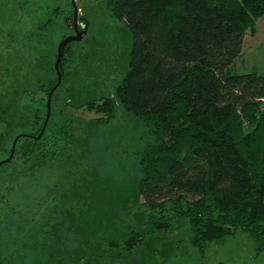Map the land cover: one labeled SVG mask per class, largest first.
Segmentation results:
<instances>
[{
	"label": "trees",
	"instance_id": "obj_1",
	"mask_svg": "<svg viewBox=\"0 0 264 264\" xmlns=\"http://www.w3.org/2000/svg\"><path fill=\"white\" fill-rule=\"evenodd\" d=\"M23 6L12 14V2L0 0V180L11 168L14 181L32 176L67 153L77 119L65 109L104 115L96 124H107L122 112L140 123L143 143L134 150L138 193L142 207L160 215L154 228L170 229L165 214L187 220L191 243L201 254L207 245L222 243L240 230L253 240L256 254H262L264 75L236 74L233 68L246 34L255 35L264 17V0H106L110 17L132 35L129 70L109 96L78 103L75 90L90 57L76 49L80 43L69 42L59 64L62 83L52 100L62 110L52 108L39 140L47 98L59 80L53 62L57 48H47L50 30L58 24L54 16L36 23ZM59 13L57 8L54 15ZM19 24H32L34 31L13 34ZM72 24L73 12L68 27L74 33ZM78 25L85 38L89 24L83 15ZM15 36L21 42L17 61L9 58ZM38 48H47V61L31 64L25 56ZM72 213V205L55 190L34 210H11V219L0 217V232L17 235L13 245H22L35 233L47 237L72 230ZM144 236L132 231L123 245H108L132 250ZM2 250L0 260L7 263Z\"/></svg>",
	"mask_w": 264,
	"mask_h": 264
},
{
	"label": "rangeland",
	"instance_id": "obj_2",
	"mask_svg": "<svg viewBox=\"0 0 264 264\" xmlns=\"http://www.w3.org/2000/svg\"><path fill=\"white\" fill-rule=\"evenodd\" d=\"M10 2L12 14L24 5L31 10L36 23L55 17L58 27L50 30L51 44L47 47L57 48L53 55H58L64 35H74L66 23L73 12L71 0ZM76 4L79 17L83 15L89 24L88 34L76 45L80 53L90 57L75 90V100L85 104L109 96L122 82L129 70L132 35L125 24L110 17L106 0H76ZM57 8L60 13L55 16ZM21 31L29 33L34 26L22 28L19 24L12 29L13 34ZM20 44V39L13 37L14 51L9 55L13 61L20 55L16 50ZM47 48L32 50L25 57L31 64L46 63ZM253 71L264 75V17L257 23L255 35L246 34L243 54L233 68L236 74ZM39 97L44 98V94ZM52 108L62 110L56 103H52L51 112ZM65 114L77 119L70 149L52 167L17 181L12 180L13 169H9L6 179L0 180V217L11 219V210H34L36 204L46 202L58 190L61 200L72 205L73 213L68 219L72 230L57 231L47 237L35 233L24 240L22 245L26 246L13 245L17 235L9 236L1 230L0 250L6 249L2 255L8 264H264V252L258 256L253 240L240 230L222 243L207 245L201 254L191 243L187 220L165 214L170 229L154 228L160 215L144 209L138 193L140 173L134 150L143 143L138 120L119 112L109 123L96 124L95 119L105 116L87 108H67ZM11 185L12 190H8ZM132 231L145 235L134 249L108 245H123ZM7 263L0 260V264Z\"/></svg>",
	"mask_w": 264,
	"mask_h": 264
},
{
	"label": "water",
	"instance_id": "obj_3",
	"mask_svg": "<svg viewBox=\"0 0 264 264\" xmlns=\"http://www.w3.org/2000/svg\"><path fill=\"white\" fill-rule=\"evenodd\" d=\"M95 1H99V0H95ZM71 3H72V7H73V24H72V27L74 29L75 35L67 37L62 42H60V44L58 46V55H57V59H56V62H55V69H56V71L58 73L59 80H58L57 86L50 92V94L48 96V99H47V115H46V119H45L44 125H43L42 130H41V133L36 138L37 140L41 139L42 136L44 135L45 131H46V128L48 126V123H49V120H50V116H51V105H52L53 95H54L56 89L62 83V77H61V74H60V71H59V64H60V61H61L63 48L71 41L80 42L82 40L83 36H84L83 31H81L79 29V25H78L79 8H78V6L76 4V0H71ZM67 19H69V18H67ZM66 23H67V25L69 27H71L69 25V20H66ZM25 136H27V135H25ZM19 139H20V136H18L13 142L12 153H11L10 158L7 160L8 162H10L13 159V157H14L16 144H17Z\"/></svg>",
	"mask_w": 264,
	"mask_h": 264
},
{
	"label": "flooded vegetation",
	"instance_id": "obj_4",
	"mask_svg": "<svg viewBox=\"0 0 264 264\" xmlns=\"http://www.w3.org/2000/svg\"><path fill=\"white\" fill-rule=\"evenodd\" d=\"M73 31H74V29H73ZM74 35H75V32H74Z\"/></svg>",
	"mask_w": 264,
	"mask_h": 264
}]
</instances>
